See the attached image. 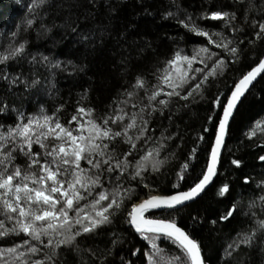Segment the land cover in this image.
I'll use <instances>...</instances> for the list:
<instances>
[{
  "label": "snow or ice",
  "instance_id": "6c2138e0",
  "mask_svg": "<svg viewBox=\"0 0 264 264\" xmlns=\"http://www.w3.org/2000/svg\"><path fill=\"white\" fill-rule=\"evenodd\" d=\"M171 2L176 12L168 11L164 18L175 19L186 34L202 38L201 42L187 49L177 46L151 73V80L141 73L130 84L126 80L128 86L118 91L103 115L97 116L95 108L84 106L88 89L79 94L77 106L66 121L60 115L65 104L51 113L41 104L37 111L29 113L22 105L10 106L7 98L0 97V115L13 116V123L0 122V264H64L63 253L69 250L79 257L80 264H92L85 253L99 264H107L113 249L123 243L122 234L113 232L111 247L100 256L92 248H82L81 240L99 235L117 219L146 241L143 249L131 253L139 254L144 264H208L202 242L179 226L177 215L217 176L230 120L258 77L264 78V49L257 51L264 42V18H258L264 17V0H232V10L205 8L195 17L176 5L175 0ZM51 3L52 0H30L13 30H0V81L7 85L8 92L18 87L25 92L36 89L42 80L35 69L43 67L51 77L47 80L51 95L56 71H68V66L76 71L79 67L72 60L65 63L30 50L33 32L40 40L53 29L64 27L45 22ZM182 11L184 18L180 19ZM200 21L218 22L219 28L204 27ZM246 29H251V38L243 35ZM179 39L185 42L184 36ZM249 49L250 65L255 66L234 81L228 89L230 94L219 93L211 101L222 115L216 117L214 141L197 182L180 190L191 160L196 158L197 149L193 148L175 173L171 185L175 191L151 194L156 189L149 178L159 175L165 165L176 159L175 152L162 156L177 134L168 135L165 128L155 136L156 129L151 125L157 115L168 113L171 119L173 105L179 101L184 102L180 107L187 108L197 97L205 99L212 84L240 64ZM23 62L34 70L31 79L22 72H9L11 66ZM207 119L212 122L213 116ZM258 134L264 137V118L255 120L245 136L252 139ZM260 146H264V139ZM258 159L264 162V155ZM231 163L239 167L242 162L234 159ZM138 188L148 190L146 198L139 197ZM256 188L259 194L246 204L233 201L218 220L211 221L213 225L229 221L236 213L250 221L246 230L238 231L227 242L222 259L231 260L242 246L249 251L258 247L264 255V179L256 182ZM228 194L230 185L225 182L217 195ZM152 210H159L160 215H154ZM6 240L12 243H4ZM162 243L176 251L170 252ZM248 259L246 255L244 260ZM121 264L133 262L122 258Z\"/></svg>",
  "mask_w": 264,
  "mask_h": 264
},
{
  "label": "trees",
  "instance_id": "16d2710c",
  "mask_svg": "<svg viewBox=\"0 0 264 264\" xmlns=\"http://www.w3.org/2000/svg\"><path fill=\"white\" fill-rule=\"evenodd\" d=\"M28 2L30 0H0V30H13L24 15ZM175 4L194 17L205 8L233 9L232 0H175ZM46 11L49 13L46 23L55 22L64 27L53 29L51 34L42 36L40 40L36 39L33 32L30 36L33 41L30 50H39L53 60L65 63L72 60L79 67L76 71H72V66H68V71L57 70L55 89L51 95L48 94L50 85L47 83L51 79L50 74L45 68L37 67L36 75L42 80L40 86L31 92H25L22 87L8 92L7 85L0 81V97L7 98L10 106L22 105L29 113L37 111L41 104L49 113L58 105L65 104V110L60 113L64 121L70 119L80 98L79 94L85 89L89 92L84 106L95 108L97 116L103 115L118 91L128 86L126 80L130 84L137 73L145 74L151 80V73L171 56L177 46L187 49L202 40L186 34V30L175 19L164 18L166 12H176L171 0H95V3L91 0H52ZM179 18H184L183 11ZM199 23L204 27L219 28L218 22ZM72 28H76V31L73 32ZM243 35L251 38V29H246ZM84 36L88 39L84 40ZM181 36H184L185 42L180 41ZM244 47H247V43ZM261 49H264V42L258 46L257 51ZM251 51L249 49L240 64L232 66L231 70L212 84L205 99L197 97L187 108L180 107L184 102L179 101L173 105L171 119L168 118V113L163 117L157 115L151 125L156 129L155 136L158 137L165 128L168 129V135L177 134L176 138L168 142V148L162 156L175 152L176 159L165 165L159 175L153 174L149 178L156 189L151 194L167 195L175 191L171 186L175 182V173L193 148L197 149L196 158L191 160V167L186 172V179L180 190H186L197 182L208 158L209 145L214 141L218 125L216 117L222 115L221 109L214 107L211 101L219 93L230 94L228 89L233 86L234 81L249 71L251 66H255L250 65L248 59ZM79 68H83V71H79ZM33 71L26 62L9 68V72H22L29 79L32 78ZM220 99L223 100L224 97L220 96ZM209 115L213 116L212 122L207 119ZM261 118H264V78H260L248 92L234 115L214 184L177 215L178 224L202 242L208 264H241L246 255L250 259L244 260V264H264V255L260 254L258 247L249 251L242 246L231 260L222 259L227 242L238 231L247 229L250 223L248 219L236 213L229 221H218L215 225L211 223L212 220H218L219 215L233 201H243L246 204L253 195L259 194L256 182L264 179V162L258 157L264 155V146H260L264 137L258 134L249 139L245 133L255 120ZM0 122L13 123V116L0 115ZM201 135L205 139H198ZM234 159L242 162L239 167L231 163ZM245 177L249 178L247 184ZM225 182L230 185V194L220 197L217 190ZM147 192V189L138 188L140 198H146ZM153 214L160 215V211H154ZM193 217L197 219L194 221ZM113 232L122 234L123 243L113 249L112 255L107 258V264H121L122 258L124 261L131 260L133 264H144L143 258H138L139 254L133 256L131 253L137 248L143 249L146 241L121 219L103 229L99 235L83 238L81 247L92 248L100 256L105 249L111 247ZM4 243L11 244L12 241L6 240ZM162 246L170 252L176 251L167 243H162ZM63 255L64 264H80L79 257L72 251H65ZM85 256L92 264H99L87 253Z\"/></svg>",
  "mask_w": 264,
  "mask_h": 264
},
{
  "label": "water",
  "instance_id": "95a60500",
  "mask_svg": "<svg viewBox=\"0 0 264 264\" xmlns=\"http://www.w3.org/2000/svg\"><path fill=\"white\" fill-rule=\"evenodd\" d=\"M261 77H258V79H257V81L256 82H254V85L259 81V79H260ZM253 88V86L250 88V90ZM248 94V92L246 93V95ZM246 97V96H245ZM243 99L244 98H242V101H243ZM241 104V103H240ZM240 104H239V106H240ZM239 108V107H238ZM236 113V112H235ZM235 115V114H234ZM232 120L233 119H231L230 120V125H231V122H232ZM229 129H230V127H229ZM229 133V132H228ZM227 137H228V134L225 136V146H226V142H227ZM225 146L222 148V150H221V158H222V155H223V152H224V149H225ZM219 168H220V165L218 166V172H219ZM218 175V174H217ZM216 178H217V176H215L214 178H213V182L206 188V190L203 192V193H201V195L199 196V197H197L195 200H193V201H189V202H187V205H189V204H191V203H193V202H195L196 200H198L213 184H214V182H215V180H216ZM153 212L154 211H159V210H152ZM180 226V225H179ZM181 227V226H180Z\"/></svg>",
  "mask_w": 264,
  "mask_h": 264
}]
</instances>
